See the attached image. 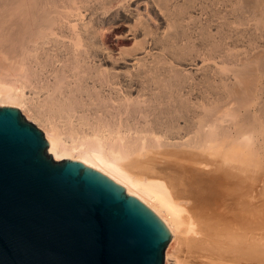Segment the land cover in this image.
I'll return each instance as SVG.
<instances>
[{"label": "bare ground", "instance_id": "bare-ground-1", "mask_svg": "<svg viewBox=\"0 0 264 264\" xmlns=\"http://www.w3.org/2000/svg\"><path fill=\"white\" fill-rule=\"evenodd\" d=\"M57 1H0V105L23 108L24 117L43 128L53 159L80 160L150 207L171 233L164 264H264V208L254 192L263 156L256 134L261 135L263 121L249 108L241 118L240 108H222L225 101L219 99V105L196 104L193 90L184 91L193 76L158 63L172 53L186 60L193 44L177 50L180 40L193 39L191 30L199 26L198 0L174 1L173 9L179 12L170 7L172 0L170 5L166 0H131L132 5L130 0L127 5L125 0H112L117 1L114 5L100 0L97 19L90 14L88 21L69 30L54 14ZM205 9L210 14L211 8ZM165 15L169 20L163 30ZM177 17L191 22L189 34L178 30L179 23L176 32L171 30ZM232 17L239 32L253 20L264 31V0H236ZM129 18L134 22L129 20L123 43L133 36L140 47L127 41L131 48L121 44L124 50L116 54L112 29L105 34L106 25L118 24L116 30ZM202 29L199 37L212 39V28ZM218 42L213 45L216 51ZM232 56L237 60L235 82L223 83L224 91L240 106L248 105L249 88L262 76L257 77V70L264 66L258 64L263 59Z\"/></svg>", "mask_w": 264, "mask_h": 264}, {"label": "water", "instance_id": "water-1", "mask_svg": "<svg viewBox=\"0 0 264 264\" xmlns=\"http://www.w3.org/2000/svg\"><path fill=\"white\" fill-rule=\"evenodd\" d=\"M42 131L0 105V264H164L171 233L84 162L53 159Z\"/></svg>", "mask_w": 264, "mask_h": 264}, {"label": "rangeland", "instance_id": "rangeland-1", "mask_svg": "<svg viewBox=\"0 0 264 264\" xmlns=\"http://www.w3.org/2000/svg\"><path fill=\"white\" fill-rule=\"evenodd\" d=\"M1 1V0H0ZM60 1H62V0H58L57 1V3H56V6H57V8H56V6L54 7L55 8V15L57 16V18H58V23H59V25L60 26H62V25H65L66 27H68V30L70 29V28H72V26H73V24L74 25H76V24H80V23H84V20H85V22H86V18H87V21H88V18H91V16H90V14H92V17H94V18H98V16L97 15H99L100 13H99V10L101 9H99L98 7H100V0H96L97 1V3L99 4V5H97V3H95L96 1L95 0H92V2H90V0H85V1H87V4H86V2L84 1H82V0H68V1H66L67 3H64L63 4V2H65V0H63L62 1V5H61V2ZM109 1V0H108ZM107 1V2H108ZM112 0H110L109 2H111ZM174 1H176V0H172V2H169L168 0H166V4L167 5H170V3H172V5L170 6L172 9L174 8V6H173V4L175 5V2ZM183 2V0H177V2ZM196 2H197V0H195ZM206 1H207V3L209 4V5H211V6H209L208 7V4L206 3ZM205 2H204V0L203 1H201V0H198V2H201V3H196V5L198 6V8L200 9H198L197 10V12H196V14L198 15V22H199V26L197 27V29L196 28H194V29H190L189 27H190V25H191V22H189L188 20L185 22L184 20H182L183 22H185V24L181 21V18L179 19L178 17L176 18V19H174L173 18V25L170 27L171 28V30L173 31V32H176V30H177V27H179L178 28V30L179 29H182V30H180V31H183L184 30V32L185 33H190L191 31H192V38L193 39H189V40H186V37H184L183 39H181L180 40V44H179V47L181 46V48L180 49H178L177 51L179 52V50L180 51H182L183 50V48L185 47V49H188L187 47H189L191 44H193V45H191L190 47H191V49H193V50H189L187 53V56H189V57H187L186 56V60H183V59H181V60H183V62L180 60V59H178V57L176 56V55H174V53H172L170 56L167 54L166 55V60L165 59H163L162 61L164 62V63H162V61H159L158 63H159V65H163V66H161V68H164L165 70L166 69H168L169 68V66H171V65H175L176 66V68L178 67L180 70H183V74L184 73H186L187 75H192L193 76V79L190 81L189 80V82H188V85L186 84V87H184V91L185 90H189V89H192L193 90V94L195 95L194 96V102L196 103V104H199V105H201V104H204V102H211V103H213V104H217L218 102H219V100L222 102V101H225V103L224 102H222L221 104L220 103H218V105L220 104V106L222 107V108H231V109H237V111H238V109L240 108V111H238V113H240L241 112V114L242 115H240L239 114V116L242 118V116L245 114V112H247V110H248V108H249V110L251 111V114L253 113H255V114H257L258 116H260L259 118L261 119L260 121H263V122H261V123H259V127H260V124H262V126L260 127L261 129H263V131H264V126H263V123H264V66L262 67V68H259L258 70H257V74H258V78H259V76H261V78H259L258 79V81L260 82H256V80H255V82L256 83H254V84H252L251 85V87L249 88L250 90H249V97H248V101H247V103L248 102H250L248 105L247 104H245V105H241L240 106V104H239V102L237 103V102H235L236 101V99L235 98H232V97H229V96H227L226 94H225V85L226 84H231L232 83V81H234L235 82V76H234V68H236L237 67V64H236V59L232 56V55H238L239 54V56L240 57H245L246 58V56H247V54H248V58H246V59H249V60H258V61H260V59H258V58H260L261 56H262V58L261 59H263L264 60V31H260L258 28H257V23L253 20V21H251L250 22V24H248V25H245V26H243L242 28H243V32H239L238 31V25L237 24H234V23H232V21H233V17H232V12L234 11V6H235V4H236V0H231L230 2H229V0H213V1H211V0H206ZM219 1V2H218ZM223 1V4L224 3H226L227 5H221V2ZM58 2H59V4H58ZM82 2L85 4V5H83L82 4ZM117 2V1H116ZM115 1H113V2H111V4L112 5H114V3H116ZM125 3H126V5L129 3V0H125L124 1ZM130 2L131 3H129L128 5H132L133 4V1H131L130 0ZM210 2H212V4L214 5H212V4H210ZM71 3V4H70ZM88 3H89V9L86 7V5H88ZM91 3V4H90ZM95 3V4H94ZM152 3V2H151ZM203 3V4H202ZM215 3V4H214ZM60 5L59 7H58V5ZM77 4V5H76ZM92 4L94 5V6H92ZM117 4V3H116ZM177 4V3H176ZM63 5H65L64 7H62ZM69 6V7H67V6ZM72 5V6H71ZM75 5V6H74ZM81 5V6H80ZM85 6V8L83 7V6ZM95 5H97L96 7H95ZM202 5H204L203 7H202ZM90 6H92V7H90ZM199 6H201V7H199ZM93 7H94V9L96 8L97 9V12H96V10H94L93 9ZM215 7V8H214ZM60 8H61V10H60ZM64 8V9H63ZM84 9V11L83 10H81V9ZM205 8H211V10H210V14H209V12L207 11V9H205ZM222 8H225V10L224 9H222ZM56 9H57V11H56ZM59 9V10H58ZM85 9H86V11H85ZM214 9H216V11L214 10ZM233 9V10H232ZM65 10V11H64ZM89 10V11H88ZM174 11H178L177 10V7L175 8V9H173ZM221 10V11H220ZM223 10V11H222ZM226 10H230V11H226ZM75 11V12H74ZM88 11V12H87ZM173 11V12H174ZM205 11V12H204ZM79 13V12H81V13H79L78 15H77V13ZM85 12V13H84ZM86 12H87V14H86ZM90 12V13H89ZM93 12V13H92ZM179 12V11H178ZM199 12V13H198ZM217 12V13H216ZM223 12V13H222ZM228 12V13H227ZM230 12V13H229ZM70 15H69V14ZM89 13V14H88ZM97 13V15H95ZM204 13V14H203ZM229 14V15H227V14ZM84 14V15H83ZM65 15V16H64ZM87 15H88V17H87ZM168 15V14H167ZM167 15H165V18H166V22L163 20H161V24H160V26L162 27V29H163V27H164V29L163 30H166L167 29V21L169 20V16H167ZM61 18V20H60V18ZM90 16V17H89ZM182 16V15H181ZM168 17V18H167ZM205 17H206V20H205ZM70 18V19H69ZM72 18V19H71ZM74 18H76V19H74ZM215 18L217 19L216 21H215ZM209 21H208V20ZM129 20H130V23L132 24L133 22H134V20L133 19H131V18H129L127 21V23L128 24H125V23H119V25H120V27H118V28H116V30H118L117 32H114V30H115V27L116 26H118V24H116V25H113L112 27L111 26H109V24L108 25H106V26H108V28H106V31H105V34H107V33H109L108 31H110L111 29V31H112V35H113V37H112V39H113V42H114V44H115V46H114V50H116L115 52H116V54H118L117 52H119L120 51V49L124 46V49H125V47H126V45H127V47L126 48H131V46H129L128 47V44H131V45H133L132 43H135V42H133V41H135L134 40V38H133V36L132 35H130V36H132V38L129 36V38H131V39H129V40H127L128 41V44H127V41H124V43H123V37L125 36V34H127V32H128V30H126V29H128V26L130 27L131 25H130V23H129ZM205 21V23H204V21ZM121 22H123V21H121ZM212 22L214 23V24H212ZM63 23V24H62ZM175 23H176V25H175ZM177 23H179V25L177 26ZM183 23V26L181 25ZM204 25H203V24ZM187 24H188V26H187ZM219 24V25H218ZM69 25V26H68ZM123 25V26H122ZM185 25V26H184ZM205 25H207V26H205ZM224 25H226V26H224ZM230 25V26H229ZM124 26H126L125 28H124ZM177 26V27H176ZM182 26V27H181ZM202 27V28H207L208 29V31L212 28V30H210V32H212L213 31V33H211V36H212V39H210V37L208 38V37H204L203 35L202 36H200L199 37V31H201V30H203L202 28L200 29L199 27ZM227 26H229V27H227ZM237 26V27H236ZM122 27V31H121V28ZM188 27V28H187ZM239 27H241V26H239ZM124 28V29H123ZM214 28V29H213ZM108 29V30H107ZM186 29H188V30H186ZM220 29V30H219ZM115 30V31H116ZM120 30V31H119ZM126 31V33L124 32V31ZM186 30V31H185ZM189 30H191L190 32H187V31H189ZM199 30V31H198ZM196 31H197V33H196ZM231 31V32H230ZM123 34H122V33ZM193 32H195L194 34H193ZM119 33V34H118ZM261 33H263V34H261ZM201 34H202V32H201ZM214 34H215V36H214ZM217 34L218 35H221V36H217ZM250 34V35H249ZM124 35V36H123ZM227 35V36H226ZM246 35V36H245ZM116 36H117V38H116ZM121 36V37H120ZM194 36V37H193ZM118 37H120V39H118ZM141 37V39H142V37L143 36H139L138 37V40H140L139 38ZM196 37V38H195ZM202 37H204V38H202ZM220 37V38H219ZM198 38H200V39H198ZM208 39V41H206L207 39ZM213 38L215 39H218L219 40V48H218V50L216 51L214 48H213V45L218 41V40H216L215 39V41L213 42V45L211 46V40L213 41ZM234 38H235V40H234ZM122 39V40H121ZM133 39V40H132ZM202 39V40H201ZM206 39V40H205ZM256 39V40H255ZM119 40H121V42L119 41ZM186 40V41H185ZM197 40V41H196ZM209 40H210V42H209ZM132 43H131V42ZM190 41H192V42H190ZM222 41V42H221ZM126 42V43H125ZM130 42V43H129ZM139 42H141V41H138V43H135L134 45H136L135 47L137 48L138 47V45H139V47H140V44H139ZM197 42H199V43H197ZM202 42V43H201ZM241 43V44H240ZM123 46H122V45ZM188 44V45H187ZM190 44V45H189ZM119 45V46H118ZM121 45V46H120ZM185 45V46H184ZM200 47H199V46ZM205 45V46H204ZM195 46L197 47V48H195ZM250 47H251V49H250ZM202 48L204 49V52H203V50H202ZM123 48H122V50H124ZM119 50V51H118ZM132 50H135L134 49V46H133V48H132ZM196 50V51H195ZM246 50V51H245ZM137 53L136 54H138L139 53V50H135ZM195 52V54H196V52H197V54L195 55L194 54V52ZM202 52V53H201ZM243 52H244V54H243ZM134 53V52H133ZM171 53V52H170ZM135 54V53H134ZM193 54V55H192ZM199 54V55H198ZM206 54V55H205ZM243 56H242V55ZM138 55H140V54H138ZM201 55V56H200ZM256 55V56H255ZM175 56V57H174ZM196 56V57H195ZM200 56V57H199ZM134 57H135V55H134ZM169 57V58H168ZM172 57H174L175 58V60H174V58H172ZM203 57V58H202ZM231 57V58H230ZM256 59H255V58ZM168 58V59H167ZM188 58V59H187ZM195 60H193V59ZM251 58V59H250ZM253 58V59H252ZM177 59V60H176ZM193 60V61H189V60ZM208 59H210V61L209 62H207V60ZM228 59V60H227ZM233 59V60H232ZM188 60V62L186 63V61ZM216 61V62H214V61ZM230 60V61H229ZM263 60H261L260 62H258V64H261V63H264L263 62ZM132 61V60H131ZM175 61V62H174ZM177 61V62H176ZM204 61H206L205 63H204ZM212 61H213V63H212ZM180 62H182V63H180ZM185 62V63H184ZM203 62V63H202ZM178 63V64H177ZM165 64H166V66H167V68L165 67ZM168 64H169V66H168ZM182 66H181V65ZM187 65V66H185V65ZM189 64H190V66H189ZM196 65H198V66H196ZM196 66V67H195ZM181 67H183V68H181ZM185 67V68H184ZM186 68H187V70H186ZM191 68V69H190ZM193 69V70H192ZM199 71H198V70ZM232 69V70H231ZM262 70V72H260ZM186 71V72H185ZM198 71V72H197ZM202 71V72H201ZM203 71H205V72H203ZM189 73H191V74H189ZM262 73V74H261ZM216 75V76H215ZM184 76H185V74H184ZM197 76V77H196ZM234 78V79H233ZM233 79V80H232ZM257 79V78H256ZM196 80V81H195ZM231 80V81H230ZM191 82V83H190ZM195 82H197V83H195ZM206 83V85L204 86V84ZM189 83H190V85H189ZM194 83V84H193ZM225 85H224V84ZM193 84V85H192ZM203 84V85H202ZM255 84H257L258 86H255ZM192 85V86H191ZM200 85H201V87H200ZM224 85V86H223ZM194 86V87H193ZM197 87V88H196ZM255 87H258V88H256L255 89ZM199 88V89H198ZM202 88V89H201ZM212 89V90H211ZM253 89V90H252ZM255 89V90H254ZM214 90V91H213ZM27 91V94H29L30 95V93H31V89L29 90V89H27L26 90ZM211 91V92H210ZM213 91V92H212ZM251 91H253V92H251ZM256 92V93H255ZM210 93V94H209ZM220 93V94H219ZM223 93V95H225V96H220L221 94ZM252 93H253V95H252ZM135 94V96H137L138 94L135 92L134 93ZM137 94V95H136ZM200 96H201V98H200ZM211 96V97H210ZM219 96V97H218ZM223 97V99H221ZM228 97V98H227ZM254 97V98H253ZM225 98V99H224ZM253 98V99H252ZM217 99H219V100H217ZM250 99V100H249ZM196 100V101H195ZM228 100V101H227ZM251 100H253L254 102V104L253 103H251L252 101ZM203 102V103H202ZM224 104V105H223ZM226 104V105H225ZM236 104V105H235ZM251 104H253V106L251 105ZM223 106H225V107H223ZM236 106V107H235ZM238 106H240V107H238ZM15 107H18L19 109H21L20 111H22V114L23 115H27V113L25 114L23 111H24V109L23 108H21V107H19V106H15ZM238 107V108H237ZM242 107V108H241ZM244 108H246L245 109V111H244ZM252 108V109H251ZM243 109V110H242ZM242 110V111H241ZM250 111H248V112H250ZM244 112V113H243ZM247 115H249V114H247ZM247 115H245L243 118H245ZM25 117H27V116H25ZM27 119L28 120H30V121H32L33 123H35V121H33V120H31L29 117H27ZM35 125L38 127V128H40L43 132H44V130H43V128L42 127H40L39 125H37V123H35ZM260 132L261 133V135H259V133H257L256 134V139H257V144L258 145H260V147L262 148L261 150H263L264 151V132ZM45 133V132H44ZM258 135V136H257ZM258 137V138H257ZM262 151V153H263V156L261 157L262 159L260 160L261 162H260V167L258 168L259 169V172L257 173V177L259 178H257L258 180V182L257 183H254V186H255V188H256V190L254 191L257 195H258V199H255V200H259L258 202H260L261 204H262V207L264 208V152ZM263 161V162H262ZM261 168V169H260ZM259 175V176H258ZM245 185H247V189L249 190V193H248V195H250L251 196V194H252V192L250 193V183L248 182L247 184L245 183ZM238 188V187H237ZM238 190V189H237ZM241 191V190H240ZM239 191V192H240ZM235 192V191H234ZM233 193V192H232ZM235 194H238V193H234V195H233V198H235ZM254 194V193H253ZM250 196L248 197L249 199H250ZM230 197H232V195H230ZM237 197H238V195H237ZM236 197V198H237ZM235 198V200L236 201H238V199L239 198H237L236 199ZM234 200V199H233ZM235 200H234V202H235ZM169 245V244H168ZM168 247V246H167ZM167 250V249H166ZM166 257V256H165ZM165 263H166V258H165Z\"/></svg>", "mask_w": 264, "mask_h": 264}]
</instances>
